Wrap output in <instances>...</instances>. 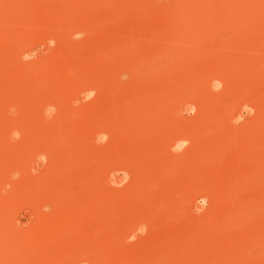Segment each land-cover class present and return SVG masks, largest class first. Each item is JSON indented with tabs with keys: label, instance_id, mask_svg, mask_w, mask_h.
Listing matches in <instances>:
<instances>
[{
	"label": "rangeland",
	"instance_id": "rangeland-1",
	"mask_svg": "<svg viewBox=\"0 0 264 264\" xmlns=\"http://www.w3.org/2000/svg\"><path fill=\"white\" fill-rule=\"evenodd\" d=\"M0 264H264V0H0Z\"/></svg>",
	"mask_w": 264,
	"mask_h": 264
},
{
	"label": "bare ground",
	"instance_id": "bare-ground-1",
	"mask_svg": "<svg viewBox=\"0 0 264 264\" xmlns=\"http://www.w3.org/2000/svg\"><path fill=\"white\" fill-rule=\"evenodd\" d=\"M179 144H180V142H179Z\"/></svg>",
	"mask_w": 264,
	"mask_h": 264
}]
</instances>
